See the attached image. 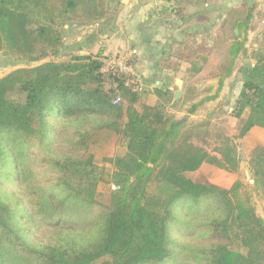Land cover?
<instances>
[{"label": "trees", "instance_id": "trees-1", "mask_svg": "<svg viewBox=\"0 0 264 264\" xmlns=\"http://www.w3.org/2000/svg\"><path fill=\"white\" fill-rule=\"evenodd\" d=\"M108 2L0 0V53L27 64L49 59L0 80V264H264V220L253 204L264 199V146L248 160L253 186L196 183L189 174L202 164L238 175L240 159L229 138L206 150L212 114L176 119L202 95L188 115L219 97L247 57L254 8L231 10L210 47L183 46V95L154 87L149 106L135 77L103 73V55L67 51L64 28L96 24ZM249 61L231 113L239 139L264 130V40ZM210 80L215 89L197 88ZM102 132L123 149L107 160L116 186L108 206L97 202L88 152Z\"/></svg>", "mask_w": 264, "mask_h": 264}, {"label": "rangeland", "instance_id": "rangeland-1", "mask_svg": "<svg viewBox=\"0 0 264 264\" xmlns=\"http://www.w3.org/2000/svg\"><path fill=\"white\" fill-rule=\"evenodd\" d=\"M208 1L213 6L220 2V0ZM251 7L254 8L252 11V19L249 25V30L244 34V37L246 38L245 46L247 57L237 60L232 76L227 80L224 89L219 94V98L222 100L220 103H223L230 98H233L234 100L240 89L238 70L243 65L250 63L249 57L251 56V53L256 50L260 42L264 40V0H243L244 11ZM122 17L123 9L122 5H120V0H110V2L107 3L105 17L96 24L88 27L71 25L68 28H64L67 29V35L65 36L67 51L78 50L80 48L81 52H76L75 54L90 56L101 54L106 63L109 60H115L116 58L124 60L130 59L129 57H131V55H127L126 52L128 49H131V44L120 40L124 38L123 33H125L124 27H122V22H120ZM185 42L188 44V41ZM185 46L188 47L189 45ZM135 51V56H137L135 59H130L132 61L131 68L136 76V80L140 83L139 90L141 92L145 89L143 76L145 75L147 68L151 65V61H146L141 57L142 55H138L137 50ZM47 61H49V59H44L38 63L27 64L16 61L12 56H6L3 53H0V80L17 69L37 66ZM172 64V68L177 69L179 63L176 58L173 59ZM106 71V67H104L103 73ZM172 75H174V73ZM181 75L184 76V74H179L178 77ZM204 84L205 83L199 87L200 91L206 88L204 87ZM148 87L152 91L153 82L149 83ZM107 88L108 86L106 83L103 85L104 92ZM180 92L183 95L184 87H182ZM181 94L180 96H182ZM203 96L205 95H202V97ZM230 108H233L230 104L219 107L216 102H212L201 109V117L205 118L209 114H212L213 116L210 134L206 140L208 145L205 148L206 150L211 151L215 145L224 142V138H229L232 144L236 147V152L240 159L239 174L235 175L214 166L206 165L189 174V177L196 183L209 184L225 190H228L237 180H240L243 184L248 186H253L254 184V181L247 170V164L251 156L264 146V130L251 129L244 138L239 139V121L231 116L232 110H229ZM176 119L181 120V115H176ZM198 119L194 120L190 118L187 122L195 123ZM122 151L123 149L119 148L115 138L106 132L97 134L90 144L88 152L92 156L91 162L95 167L97 177L99 178L97 202L100 205H109L110 194L113 191L110 188V184L113 183L110 180L113 167L107 162V160L116 157ZM249 181H252L253 183ZM253 204L257 215L264 220V199H259L254 196ZM232 249L234 251L243 252L238 248L236 243H234ZM94 264H101V261L95 262Z\"/></svg>", "mask_w": 264, "mask_h": 264}, {"label": "crops", "instance_id": "crops-1", "mask_svg": "<svg viewBox=\"0 0 264 264\" xmlns=\"http://www.w3.org/2000/svg\"><path fill=\"white\" fill-rule=\"evenodd\" d=\"M120 5L123 9L120 22L125 30L124 38L120 40L132 46L126 54L130 56L132 51L137 50L138 55H142L141 57L146 61H151V65L143 76L144 90L149 91V94L141 97L142 102L149 106L155 105L157 101L148 87L152 82L153 88H166L173 93V96L178 92L181 98L180 90L184 87V76L178 77V75L184 74L189 63L188 56L183 53V46L189 45L188 47L194 50L198 46L210 47L219 36L221 23L227 18L229 12L234 9L244 10L243 0H220L219 4L214 6L208 0H120ZM180 8L184 10L177 15ZM185 41H188V44ZM136 56L129 58L135 59ZM175 58L179 63L177 69L172 68V61ZM227 80L224 81L222 90ZM203 83H205L204 87L215 89L217 86L216 80H210L198 84L197 88ZM236 97L234 100L230 98L223 103H220L222 100L218 97L212 102H216L219 107L229 104L233 107ZM201 98L203 97H199L193 103ZM178 99L174 98V100ZM212 102L202 105L193 115L185 112L193 104L189 103L184 111L177 115H181V120L183 116H188L187 120L199 118L197 122H200L208 116L201 117V109ZM206 165L208 164H202L201 167Z\"/></svg>", "mask_w": 264, "mask_h": 264}, {"label": "built area", "instance_id": "built-area-1", "mask_svg": "<svg viewBox=\"0 0 264 264\" xmlns=\"http://www.w3.org/2000/svg\"><path fill=\"white\" fill-rule=\"evenodd\" d=\"M136 51H132L131 52V56H135ZM126 59H115V60H110L107 65H106V70H108L109 68H116L118 70V72L120 73H124V74H129L133 77L136 78L135 74L133 73V70L130 66L126 65ZM137 81V80H136ZM139 87H140V83L137 81ZM119 103V99L115 98L112 102L113 105H116ZM110 188L111 190H116V186L114 184H110Z\"/></svg>", "mask_w": 264, "mask_h": 264}, {"label": "water", "instance_id": "water-1", "mask_svg": "<svg viewBox=\"0 0 264 264\" xmlns=\"http://www.w3.org/2000/svg\"><path fill=\"white\" fill-rule=\"evenodd\" d=\"M158 85H159V84L157 83L156 86L158 87ZM174 98H175V99H178V98H179V93H178V92L175 93ZM187 118H189V117H188V116H183V119H182L179 123H181V122L187 120ZM249 182L253 183L252 181H249Z\"/></svg>", "mask_w": 264, "mask_h": 264}]
</instances>
